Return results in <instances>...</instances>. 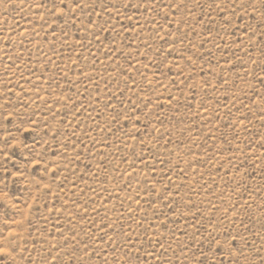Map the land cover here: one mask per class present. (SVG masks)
Instances as JSON below:
<instances>
[{
    "label": "rangeland",
    "instance_id": "rangeland-1",
    "mask_svg": "<svg viewBox=\"0 0 264 264\" xmlns=\"http://www.w3.org/2000/svg\"><path fill=\"white\" fill-rule=\"evenodd\" d=\"M0 264H264V0H0Z\"/></svg>",
    "mask_w": 264,
    "mask_h": 264
}]
</instances>
